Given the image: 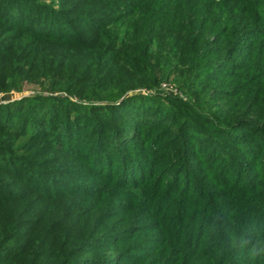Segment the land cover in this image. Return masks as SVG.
Listing matches in <instances>:
<instances>
[{"label": "trees", "instance_id": "16d2710c", "mask_svg": "<svg viewBox=\"0 0 264 264\" xmlns=\"http://www.w3.org/2000/svg\"><path fill=\"white\" fill-rule=\"evenodd\" d=\"M172 76L217 104L150 95ZM25 81L52 94L0 105V264H264V0H0Z\"/></svg>", "mask_w": 264, "mask_h": 264}, {"label": "rangeland", "instance_id": "374dc122", "mask_svg": "<svg viewBox=\"0 0 264 264\" xmlns=\"http://www.w3.org/2000/svg\"><path fill=\"white\" fill-rule=\"evenodd\" d=\"M173 79H174V77L172 76L169 82L168 81L162 82V84H160V86H158V88L151 91L152 92L151 94L149 92H146V90H144V89L135 91L134 93L135 94H144V95L150 94L151 96H154V97H157V96L162 97V96H166V95L174 96L175 98L182 99L185 103H188V104L194 102L190 105H193L196 108V110H201L202 113H206L207 110H209V109H206L205 107L202 106V104H204L207 100L213 101V104H215V105L217 104V102L215 100L210 99V97H208L204 92H198L196 95L184 94L181 90L179 91V89L176 87V83L174 81H172ZM240 82H242V80H238V79H232L231 80V79L221 78L219 81H217L214 84V87L216 89H218L219 92H221V93L228 92V93L232 94V92H233L234 94L237 93L236 96H238L240 94V90L237 88V84ZM24 85H25L24 89H23L24 92H12V93H7V94L0 93V105L13 104V103H16V101L21 102V101H24L25 99L39 97L42 94L46 95V96H50L52 94L49 91L44 90L43 87H39L38 85H34V84L28 83L26 81L24 82ZM202 88L203 87H200V89H202ZM60 94L67 97V94L65 92H60ZM228 101H230V103L233 102V100H228ZM199 102H202L201 107H200ZM31 104L32 103L28 102L27 107L29 108L31 106ZM175 106L179 111H181L182 113H184L185 116H187L188 111L186 109H184L181 105H179V106L175 105ZM234 110L236 111V109H234ZM212 112H214V113L217 112L218 114H220L221 112L223 113L224 110H221L220 108L219 109L214 108L212 110ZM27 115H29L28 111H26L24 113V117ZM211 116H213V115L211 114ZM223 120H225V119H223ZM25 122H26V119H25ZM17 124L23 125V123H21L20 121H18ZM25 140H26V137L21 138L20 141L18 142V145L23 144L25 142ZM171 146H173V148H175L174 145H171ZM157 148H160L159 145H157ZM173 148H170L168 150L164 149L166 155L162 158L163 163H169V162L174 161V159L172 158V156L170 154V151ZM162 153H164V152H162ZM253 169H254V167H253ZM254 171H257V166H255ZM222 191H224V193H225V190H222ZM256 193H263L264 194V191L263 192H256ZM255 195L257 198L264 200L263 196H260L259 194H255ZM143 236H146L145 233H143L142 235H139L137 237V245L138 246H143L146 243L145 237H143ZM148 245L149 244H147V246Z\"/></svg>", "mask_w": 264, "mask_h": 264}, {"label": "clouds", "instance_id": "9594fccd", "mask_svg": "<svg viewBox=\"0 0 264 264\" xmlns=\"http://www.w3.org/2000/svg\"><path fill=\"white\" fill-rule=\"evenodd\" d=\"M248 244L249 242L245 240L244 246L247 247ZM248 255L252 259H256L258 257H264V240L258 241L256 244L251 245Z\"/></svg>", "mask_w": 264, "mask_h": 264}]
</instances>
